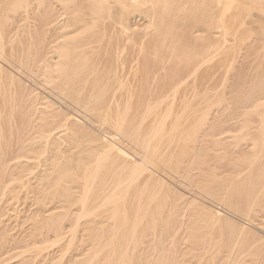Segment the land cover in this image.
Wrapping results in <instances>:
<instances>
[{
	"label": "bare ground",
	"instance_id": "obj_1",
	"mask_svg": "<svg viewBox=\"0 0 264 264\" xmlns=\"http://www.w3.org/2000/svg\"><path fill=\"white\" fill-rule=\"evenodd\" d=\"M3 1L5 0H0V11L7 9ZM95 1L88 0L90 5H93ZM149 1L152 2L149 10L142 11L140 17L147 20L151 18L153 21L154 14L149 12L153 13L156 8L162 14L159 16L160 22L154 26L149 25L153 30L152 41L158 48L156 52L158 56L154 62L164 70H176L178 67L176 68L175 65L171 67L170 60L181 58L182 64L175 72L176 77L157 76L156 72L153 73L151 70L152 64L140 66V68L131 67L126 63L124 47L119 45L114 49L115 55H117L115 65L109 67L113 74L89 78L86 72H81L80 68L85 67L86 64L79 55L90 44L79 41L66 42L65 39L69 32L58 31L59 25L57 23H52V25L50 22L52 34L43 43L39 36L33 40L29 39V41L12 39L10 36L16 28L9 27L4 30L0 28V57L15 67H20L17 63L22 64L24 68L26 67L25 69L21 67L23 71L35 83L43 81L47 87H54L58 84L65 86L68 95L80 100L92 113L96 112L101 115L102 122L110 127L111 134L106 135L109 139L128 146L129 149L140 153L142 157H147L160 174L169 175L173 181L175 180L176 186L183 191L188 194L193 191L206 198L210 196L219 199L225 205L223 208L235 217L246 220L243 217L245 216L251 219L253 214L257 213V187L261 184V187L264 188V173L263 175L261 173L259 177L249 172L247 177L240 181L229 180L226 184L218 182L207 167H202L205 162H201L200 157L187 155L190 153L188 146H192L188 144L192 139L191 132H197V128L193 126L195 121L186 124L184 119L187 120L191 114L198 111V121L206 123L211 129L210 132L216 131L215 134L237 129L245 130L240 128V122L247 120L241 119L242 116L254 115L259 123L260 112L264 110V56L260 54V52H264V44H261L264 39L260 40L262 41L260 43L257 38L252 39L250 42L246 41L247 43L244 45V48L247 46L253 51L252 56L256 63L254 70L258 71L260 75L258 79L248 77L244 82H241L239 78L235 80L237 87L231 95L229 104L232 105V108H229L228 112L225 111V114L215 116L214 112L212 114L210 110L199 107V105V108L194 107L186 111L184 110L186 105L178 110L173 104L177 98L187 100L189 96H193L191 102L195 97L203 100L208 97L212 87L206 86L207 79L212 80L213 75L202 74L199 76V79L206 81L200 90L191 87L192 82L195 81L192 76L197 74L200 66L212 63L211 61L217 58L216 56L220 57L223 54L222 51L220 55H218V51V53L213 52L216 55L214 57L212 53L216 47L221 46L224 50L227 42L226 35L224 37L222 35L221 41H212L217 29L218 31L222 30L220 32L222 34H226L229 30L228 34L233 35L232 37L244 40L246 27L242 21L249 15L247 7L249 4L257 2L259 11L257 23L260 31L255 32L264 38V0ZM97 7L99 6H95V8ZM25 8L27 10V7ZM195 15H204L200 25H194L195 23L187 21L189 16ZM43 31L44 28L35 31V36L36 33L40 34ZM197 33L203 35L195 36L194 34ZM53 35L55 37L52 38ZM99 40L97 38L95 43ZM254 44L257 45V48L254 47ZM59 45H62L61 51H58ZM221 47L220 50H222ZM89 48L100 49L101 47H98L97 43ZM139 48L141 50V47ZM188 48L189 50H187ZM233 48L235 47H231V50L228 49V51L231 53ZM62 51H70L73 55L65 62H52L56 57L54 54ZM31 54H34L33 60L27 61ZM222 62L223 59L219 64ZM34 64H39L40 67L36 68ZM87 70L88 74H93L96 69L94 66H90ZM188 78L191 79V83L187 82ZM136 81H139L140 85ZM221 83L223 84V82ZM85 89L87 91L82 92ZM102 89L107 94L101 96L102 98L96 96L95 91H102ZM238 93L241 96H238ZM135 97L144 98L142 99L143 104H136L133 99ZM168 98L173 102L160 106ZM5 102L0 103V127L2 126L0 128V146H9L6 144L9 143L11 127L14 125L16 126L13 130L18 128L21 130V134L14 144L17 146L15 150H0L1 164L20 158L29 159V153L33 152L34 146H40L38 136L41 137V133L37 130L40 123L34 114L25 109H23L25 113L22 114L20 108L12 106L10 109V105L6 106ZM189 104L187 108H189ZM20 107L22 108L24 105L20 104ZM82 109L85 110V108ZM18 114L21 115L18 116ZM261 126L258 138L262 142L260 146H263L264 152V124ZM4 133L10 134L6 141L1 138ZM113 134L118 135L117 138ZM173 139L177 143L184 142V147L175 151L174 146H170L171 143L167 142L168 144H166V141H173ZM261 147L260 149H262ZM110 152L104 155L91 154L89 167L87 166L77 173L70 174L67 171L55 169L54 174L56 175L81 176L83 178V182L78 184L79 186L72 188H75V192L81 197L79 201L75 202L81 207V217H86L84 226L88 233L81 252H73L78 258H74L72 264H193L197 263L203 255H207L209 259L206 264H246L244 261L246 250L256 251L257 255L263 251L262 246L251 248L242 243L236 245L237 242L226 238L222 242L221 240L212 242L207 239L201 241L203 235L196 231L200 226L198 224L195 226L192 221L196 217L195 208L193 209L196 203L188 202L182 194L176 193L174 190L170 191L163 182L160 183L149 177L143 178L141 174L144 170L138 169L137 166H132L129 169L126 164L119 162L117 153ZM142 162L146 164L144 159ZM200 162L201 165H199ZM20 163L21 161L18 162V164ZM57 163L61 167L62 164ZM53 165L55 166V163ZM198 166L200 167L199 174L195 172ZM261 166L264 168V161L261 162ZM53 172L51 173L53 174ZM50 176L49 174L46 176L44 185L50 187V191H59V185L50 183L52 181ZM259 199L264 201V191L261 192ZM51 220H46L40 230L59 231L56 224L50 223ZM247 221L252 224L251 221ZM205 222L206 220L200 222L204 229L207 225L214 226L212 222L207 225L204 224ZM17 254L20 255L21 251Z\"/></svg>",
	"mask_w": 264,
	"mask_h": 264
},
{
	"label": "rangeland",
	"instance_id": "obj_2",
	"mask_svg": "<svg viewBox=\"0 0 264 264\" xmlns=\"http://www.w3.org/2000/svg\"><path fill=\"white\" fill-rule=\"evenodd\" d=\"M40 1H3L7 9L0 11V28L2 30L9 27L16 28L10 36L12 39L29 41V39L33 40L39 36L43 43L48 37H51L50 25L57 23L60 27L58 31L69 32L65 39L66 42L79 41L90 44L79 55L86 64L85 67L80 68L81 72H86L89 78L105 76V74L111 76L113 74L109 67L115 65L117 55H115L114 49L119 45L124 47L123 51L127 57L126 63L130 64L131 67L140 68V66L152 64L151 70L153 73L156 72L157 76L176 77L175 72L182 64L181 58L170 60L171 67L174 65L176 68L178 67L176 70H164L154 62L158 56L156 54L158 48L152 41L151 34L153 30L149 25L154 26L157 22H160L161 18L159 16H162V14L156 8L153 13L149 12L154 14L153 21L151 18L147 20L140 17L142 11L149 10V6L152 4L151 1L108 0L106 2L107 0H96L93 5H90L88 0ZM95 6L99 7L95 8ZM25 7H27V10ZM101 7L102 9H100ZM247 7L249 15L242 21L246 27L244 40L239 39V37H232L233 35L228 34L229 30L224 31L226 34H222L220 33L222 30L218 31L217 29L212 41H221L222 35L223 37L226 35L227 42L225 41L224 50L220 46L222 50H220V47H216L218 49L214 48L212 53L219 52L218 55H220L222 51V56L219 57L213 53L214 57L217 58L211 61L212 63L204 64L203 67L200 66L201 68L199 67L197 74L194 77L192 76L195 81L192 82L191 87L200 90L206 81L199 79V76L202 74L213 75L212 80L207 79L206 86L212 87L211 91L209 90L208 97L204 100L195 97L191 102L193 96H189L187 100L177 98L173 104L175 108L181 110L186 105L184 110L187 111L194 107H205L212 114L214 112L213 115L215 116L225 114L229 111V108H232L229 103H231V95L237 87L235 80L239 78L241 82H244L248 77L258 79L260 73L254 70L256 63L252 56L253 51L247 46L244 48V45H246V41L250 42L256 38L260 43L262 42L260 40L264 38L255 32L260 31L257 23L259 12L257 2L249 4ZM178 16L181 15L178 14ZM203 16H189L187 21L195 23L194 25H200L203 22ZM96 19L97 21H95ZM43 28L44 31L40 34L36 33L35 36V31ZM194 35L201 36L203 34L197 33ZM53 37L55 36L53 35ZM97 38L100 39L97 42L98 47L101 48L90 49V46L97 44L95 43ZM60 40L58 41L60 42ZM261 44H264V42ZM60 47L62 45H59L58 51H61ZM139 47H141V50ZM231 47L235 48L230 53L228 49L231 50ZM254 47L257 48V45L254 44ZM260 54L264 56V52H260ZM33 55L31 54L27 61L33 60ZM54 55L56 57L52 62L61 63L71 58L73 54L70 51H62ZM221 59H223V62L219 64ZM17 64L20 67H15L0 57V103L6 101L5 104L6 106L10 105V109L12 106L13 108L18 107L22 114L25 113L23 109L34 114L36 120L40 123L37 130L41 133V137L38 136L40 146H34L33 152L29 153V159L20 158L15 161H6L3 164L0 163V175L2 176L0 178V264H72L74 258H78L73 252H81L88 231L84 226V218L86 217H81V207L75 202L79 201L81 197L72 187L83 182V178L81 176L65 177L56 175L54 174L55 169L67 171L70 174L72 172L77 173L87 166L89 167L91 154L104 155L109 154L110 151V153H117L119 162L126 164L129 169L132 166H137L138 169L144 170L141 174L143 178L149 177L160 183L163 182L170 191L174 190L176 193L182 194L188 202L193 201L192 203H196L193 206L196 217L192 221L195 226L197 224L200 226L196 231L203 235L201 241L207 239L212 242H218L219 240L222 242L226 238L237 242L236 245L242 243L251 248L262 246L263 251L258 255L256 251L246 250L244 261L246 264H264V201L259 199L264 188L261 187V184L257 187V213H254L251 219L243 216L246 220L235 217L223 208L225 205L219 199L210 196L206 198L197 192L191 191L189 193L196 196L192 197L177 187L174 183L175 180L173 181L169 175L160 174L147 157H142L140 153L129 149L128 146H123L109 139L107 136L111 134L109 132L110 127L102 122L101 115L96 112L92 113L80 100L68 95L65 86L58 84L54 87H47V84L43 81L35 83L23 71L26 67L24 68L20 63ZM38 66L40 67L39 64H34V67L37 68ZM90 66H94L96 69L93 74H88L87 69ZM139 81H136V83ZM187 82L191 83V79L188 78ZM85 91L87 89L82 92ZM105 94L107 92L104 89L95 91V95L98 97H103ZM238 96H241V94L238 93ZM133 99L138 105H142L144 102L142 100L144 98L135 97ZM9 100L11 101L9 102ZM171 102L173 101L168 98L160 106H165ZM20 104H23L24 107L21 108ZM188 104L189 108H187ZM82 108H85L86 112ZM197 113L189 114L187 120L183 118L186 124L195 121L193 126L197 128V132H191L192 139L188 143L192 145L188 146L190 147L188 151H190L191 156L187 153L189 157H200L201 162H205L202 167H207L212 176L222 184H226L229 180H243L249 172L259 177L261 173L263 175L264 168L261 166V162L264 161V152L263 146H260L262 142L258 138V133L262 127L261 125L264 124V110L260 112L259 123L254 115L242 116L241 119L248 120L240 122V128L245 130L237 129L222 134H215L216 131L210 132L211 129L206 123L203 124V122L198 121L199 114ZM20 115L18 114V116ZM15 126L11 127V135L2 134L1 138H4L5 141L7 136L10 135V138H8L9 143L6 144L9 146H0V150L10 151L17 148L14 144L18 141L21 130L18 128L13 130ZM116 136L118 135H114V137ZM171 141H166V144L171 143L170 146H174L175 151L185 145L182 141L179 143L174 139ZM259 150H262V154ZM143 159L146 164L142 162ZM19 161H21L20 164H18ZM57 162L62 164L61 167ZM201 162L199 165H201ZM53 163H55V166ZM246 169L248 170L245 172ZM199 170L200 167L198 166L195 172L199 174ZM48 174L51 175L49 177L52 180L50 183L60 186L59 191H50V187L44 185ZM50 219H52L50 223L56 224L59 231L40 230L42 225L44 226V223H46L45 221H50ZM201 220H206L205 225L212 222L215 227L207 225L204 229L201 227ZM247 220L251 221L252 224ZM20 251L21 254L23 253L20 254L21 256L17 254ZM208 261L207 255H203L197 263L193 264H206Z\"/></svg>",
	"mask_w": 264,
	"mask_h": 264
}]
</instances>
